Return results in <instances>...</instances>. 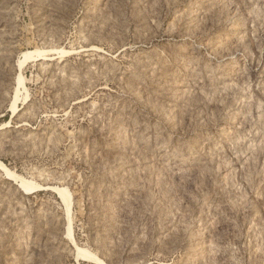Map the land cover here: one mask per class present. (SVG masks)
Here are the masks:
<instances>
[{
  "label": "rangeland",
  "instance_id": "374dc122",
  "mask_svg": "<svg viewBox=\"0 0 264 264\" xmlns=\"http://www.w3.org/2000/svg\"><path fill=\"white\" fill-rule=\"evenodd\" d=\"M103 263L264 264V0H0V264Z\"/></svg>",
  "mask_w": 264,
  "mask_h": 264
},
{
  "label": "bare ground",
  "instance_id": "6f19581e",
  "mask_svg": "<svg viewBox=\"0 0 264 264\" xmlns=\"http://www.w3.org/2000/svg\"><path fill=\"white\" fill-rule=\"evenodd\" d=\"M34 56V51H25V52H23V58L19 61V64H20V66H22V65H24L31 57H33ZM14 110H15V107H14ZM8 123V122H7ZM6 123H4V125H5ZM3 126V125H2ZM3 165V164H2ZM1 165V166H2ZM6 167V166H5ZM5 167H4V169H5ZM7 169V168H6ZM7 173V172H6ZM8 173L10 174V175H14L12 172H9V169H8ZM7 173V174H8ZM12 177V176H11ZM10 178V177H9ZM22 178V177H21ZM20 182V181H19ZM31 183V182H30ZM30 183H29V181H26L25 179H21V182L19 183L21 186H22V188L24 189V190H29L31 187H32V185L30 186ZM32 184V183H31ZM64 187H62V189L59 187V188H55L56 190H59L60 192V194L61 195H63L62 197H64L63 198V201L64 200H66L67 201V204H68V206H70V204H71V200H70V193L68 192V190L67 189H63ZM54 190V189H53ZM60 195V196H61ZM65 201V202H66ZM71 207V206H70ZM70 212V211H69ZM69 214V213H68ZM70 218V216H68V219ZM71 219V218H70ZM69 219V224H68V226L66 227L67 229H68V232H67V234L66 235H68V233H69V235H70V237H72V239L73 240H75L74 239V237H73V232H72V226H71V220ZM78 249V253H77V255L80 257V256H82L83 258L85 257V258H90V259H92V260H95V261H99V263H100V260L101 259H99L95 254H93L91 251H89V250H87V249H83V248H77ZM89 260V259H88ZM102 261V260H101ZM102 262H104V261H102ZM104 264V263H103Z\"/></svg>",
  "mask_w": 264,
  "mask_h": 264
}]
</instances>
